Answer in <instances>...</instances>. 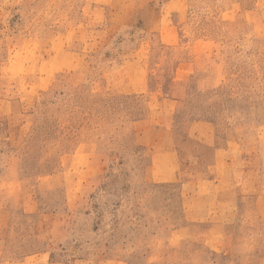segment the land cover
Instances as JSON below:
<instances>
[{"label":"rangeland","instance_id":"1","mask_svg":"<svg viewBox=\"0 0 264 264\" xmlns=\"http://www.w3.org/2000/svg\"><path fill=\"white\" fill-rule=\"evenodd\" d=\"M218 177L263 194L264 0H0V264H204Z\"/></svg>","mask_w":264,"mask_h":264},{"label":"crops","instance_id":"2","mask_svg":"<svg viewBox=\"0 0 264 264\" xmlns=\"http://www.w3.org/2000/svg\"><path fill=\"white\" fill-rule=\"evenodd\" d=\"M225 151L216 148V169ZM233 158L231 155L226 168H233ZM211 182L212 188L207 184L209 190L197 185L195 195L188 199L192 205L188 212L189 222L178 230L194 237V244L206 247L199 252L211 253L204 264H264V190L262 196L252 197L249 190H241L246 195L239 196L238 185L233 179L224 182L218 177ZM221 190L230 195H220ZM188 261L182 258V264H189Z\"/></svg>","mask_w":264,"mask_h":264}]
</instances>
